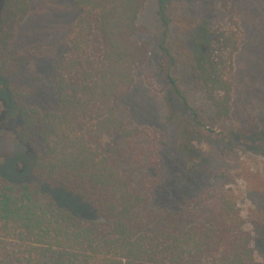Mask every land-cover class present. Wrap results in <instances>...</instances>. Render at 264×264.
<instances>
[{"label":"trees","instance_id":"obj_1","mask_svg":"<svg viewBox=\"0 0 264 264\" xmlns=\"http://www.w3.org/2000/svg\"><path fill=\"white\" fill-rule=\"evenodd\" d=\"M33 1L0 0L4 76L2 54L11 48ZM70 1L81 13L51 76L37 79V86L8 87L19 118L16 137L32 151L33 181L18 184L0 174V264H263L231 197L223 196L199 223L184 225L177 218L164 224L159 214H145L150 197L121 169L106 139L117 133L129 140L142 135L140 128H128L114 103L133 89L137 71L149 62L148 42L135 39L148 34L140 22L148 0ZM158 2L166 42L171 20L165 0ZM229 20L234 28L222 27L199 41L192 65L221 121L232 115L231 76L241 45L239 23ZM161 48L164 77L196 116L172 76L178 58L167 46ZM252 138L264 145V132ZM39 180L65 191L64 197L83 199L100 220L59 209L56 191L44 189Z\"/></svg>","mask_w":264,"mask_h":264},{"label":"rangeland","instance_id":"obj_2","mask_svg":"<svg viewBox=\"0 0 264 264\" xmlns=\"http://www.w3.org/2000/svg\"><path fill=\"white\" fill-rule=\"evenodd\" d=\"M158 4L148 0L140 20L148 34L135 38L148 42L149 62L137 71L133 89L114 103L128 128H140L142 135L135 140L111 135L107 149L139 191L150 197L145 214H159L164 224L177 223V218L184 225L199 223L223 196L233 198L253 237L256 257L264 264V145L251 140L264 132V0H165L171 20L166 42ZM80 13L70 0H34L11 48L2 54L8 74L0 72V174L8 181H33L32 151L16 137L19 118L8 87L37 86V79L51 76L56 59L67 52ZM230 16L239 23L241 45L231 76L232 115L221 121L192 65L199 41L222 27L234 28ZM162 44L179 60L172 76L196 116L184 108L163 75ZM39 181L44 189L56 191ZM54 193L59 209L100 220L83 199Z\"/></svg>","mask_w":264,"mask_h":264}]
</instances>
